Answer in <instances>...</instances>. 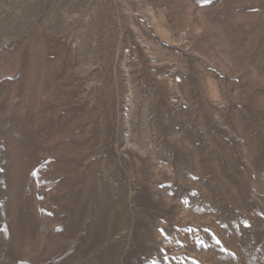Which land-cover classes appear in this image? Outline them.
Masks as SVG:
<instances>
[{
  "label": "rangeland",
  "instance_id": "374dc122",
  "mask_svg": "<svg viewBox=\"0 0 264 264\" xmlns=\"http://www.w3.org/2000/svg\"><path fill=\"white\" fill-rule=\"evenodd\" d=\"M0 264H264V0H0Z\"/></svg>",
  "mask_w": 264,
  "mask_h": 264
}]
</instances>
